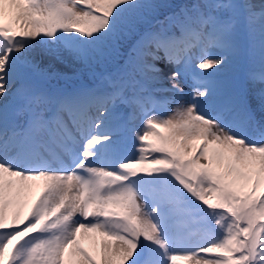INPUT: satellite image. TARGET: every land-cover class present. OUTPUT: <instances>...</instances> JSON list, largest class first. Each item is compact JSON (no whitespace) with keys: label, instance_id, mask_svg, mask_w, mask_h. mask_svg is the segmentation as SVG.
<instances>
[{"label":"snow or ice","instance_id":"snow-or-ice-1","mask_svg":"<svg viewBox=\"0 0 264 264\" xmlns=\"http://www.w3.org/2000/svg\"><path fill=\"white\" fill-rule=\"evenodd\" d=\"M0 264H264V0H0Z\"/></svg>","mask_w":264,"mask_h":264},{"label":"rangeland","instance_id":"rangeland-1","mask_svg":"<svg viewBox=\"0 0 264 264\" xmlns=\"http://www.w3.org/2000/svg\"><path fill=\"white\" fill-rule=\"evenodd\" d=\"M159 67H161V69H162L163 74H164L165 77L169 76L171 74V72L174 70L171 65H166L163 61L159 62ZM67 71H68L69 75L72 74V70L71 69H68ZM83 79L86 80L87 78L86 77H83ZM53 83L55 84L56 82L53 81ZM166 83H167V81H166ZM64 85H65V82L64 81H61L60 82V86H64ZM187 90L188 89L186 88V91ZM128 154H131V150L130 149H129Z\"/></svg>","mask_w":264,"mask_h":264}]
</instances>
